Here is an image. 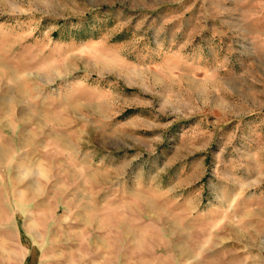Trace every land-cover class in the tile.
<instances>
[{
  "label": "rangeland",
  "instance_id": "obj_1",
  "mask_svg": "<svg viewBox=\"0 0 264 264\" xmlns=\"http://www.w3.org/2000/svg\"><path fill=\"white\" fill-rule=\"evenodd\" d=\"M0 264H264V0H0Z\"/></svg>",
  "mask_w": 264,
  "mask_h": 264
},
{
  "label": "bare ground",
  "instance_id": "obj_2",
  "mask_svg": "<svg viewBox=\"0 0 264 264\" xmlns=\"http://www.w3.org/2000/svg\"><path fill=\"white\" fill-rule=\"evenodd\" d=\"M2 157V151H0V158Z\"/></svg>",
  "mask_w": 264,
  "mask_h": 264
}]
</instances>
